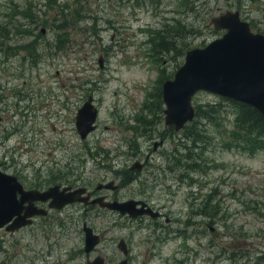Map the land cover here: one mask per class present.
<instances>
[{
  "label": "rangeland",
  "instance_id": "374dc122",
  "mask_svg": "<svg viewBox=\"0 0 264 264\" xmlns=\"http://www.w3.org/2000/svg\"><path fill=\"white\" fill-rule=\"evenodd\" d=\"M237 9L264 33V0H0L2 169L27 187L69 182L92 191L114 180L121 188L102 193L146 199L171 219L134 220L75 202L55 219L1 229L0 264H43L55 241L53 263H82L85 222L101 235L90 254L106 264L125 258L121 238L129 264H264V149L232 142L233 111L222 96L199 91L193 99L224 106L219 126L196 116L176 131L164 113L163 83L189 49L223 35L213 18ZM175 18L185 32L176 51L162 52L153 35L169 25L177 34ZM89 97L98 126L82 139L76 117ZM195 131L205 140L193 142ZM149 155L141 172L131 169Z\"/></svg>",
  "mask_w": 264,
  "mask_h": 264
},
{
  "label": "water",
  "instance_id": "95a60500",
  "mask_svg": "<svg viewBox=\"0 0 264 264\" xmlns=\"http://www.w3.org/2000/svg\"><path fill=\"white\" fill-rule=\"evenodd\" d=\"M211 24L217 30H224L223 35L203 47L189 49L184 63L176 70L173 78L163 83L165 120L167 125L173 126L177 131L196 118L197 107L193 99L199 91L249 104L264 116V33L255 32L250 22L242 19L239 9L222 12L211 20ZM100 64L103 65L102 57ZM98 115L99 109L94 104L93 97H89L76 117L77 130L82 139H87L97 129ZM105 186L115 188L113 182ZM68 189L70 188L61 189V185H54L44 191L25 190L19 178L5 172L0 164V230L5 227L9 231H16L31 224V218L37 214L32 209L34 200L53 198L51 206L62 208L67 204L89 199V196H83L86 188L67 192ZM27 201L30 204L26 213L22 214ZM92 203L119 210L134 218L147 212L157 214L145 201L134 199L120 203L98 197ZM137 204L141 206L138 207ZM83 228L86 234V251L89 252L100 243V236L87 223ZM124 245V240L119 243V247L127 253ZM120 264H128V261L124 259Z\"/></svg>",
  "mask_w": 264,
  "mask_h": 264
},
{
  "label": "trees",
  "instance_id": "16d2710c",
  "mask_svg": "<svg viewBox=\"0 0 264 264\" xmlns=\"http://www.w3.org/2000/svg\"><path fill=\"white\" fill-rule=\"evenodd\" d=\"M189 4L190 3H188V8L194 9V7L192 5L189 6ZM67 21V18H65L64 22ZM173 21L177 24L176 26L178 29H180L177 31V34L173 35L172 32L174 27L169 25L164 29L156 31L153 35L152 41L155 48L162 52L171 53L176 51L179 46L178 41H180L178 37L181 34V31H183V33L185 32V27L183 26L181 19L175 18ZM63 30H66L65 26L63 27ZM189 32L192 33L193 30L189 29ZM224 99L231 104V111H233V119L231 121L232 128L230 131V138L232 142H235L240 146H248L252 149V151L264 149V116L262 113L249 104L226 97H224ZM223 108L224 106L222 104L201 105L197 107L196 116L200 118H207L210 123L219 126L224 121V114L227 115V111ZM193 134L194 136L188 135L192 137L193 142H198L199 138L205 140V134L203 131H195Z\"/></svg>",
  "mask_w": 264,
  "mask_h": 264
},
{
  "label": "flooded vegetation",
  "instance_id": "af4514ba",
  "mask_svg": "<svg viewBox=\"0 0 264 264\" xmlns=\"http://www.w3.org/2000/svg\"><path fill=\"white\" fill-rule=\"evenodd\" d=\"M89 136H90V134H89ZM160 142H162V144ZM160 142H157V141L154 142L153 151H157L161 146H163L165 140H161ZM149 160H150V155L146 158V160L144 162H141V161L138 160L135 163H133L131 169L132 170L137 169L139 172H141L146 167V165L148 164ZM130 177H131L130 180H133L135 178L133 175H131ZM109 182H113V184L115 186L114 189L105 186ZM109 182H106V183L100 182L97 185L96 189L95 190H92V191L90 189H88L87 187H81L80 185H70L69 182H67L69 185H65V184H61V183L56 184V185H61V189H63L64 187H69L70 189H68L67 192H71L72 190H76L78 188H86V191L83 193V196L84 197L85 196H89V199L87 201L86 200H84V201H77L78 203H83L85 205V210L86 211L89 210V209H93L96 206L102 207L99 203H92V200H94V199H96L98 197H103L106 201H118L120 203H123V202H126L128 200L134 199V200H138V201H145L148 204V206H150L153 209L154 213H157V214L154 215V214H152V212H147V213H144V214H142V215L134 218V217H131L129 214H123V213H121L119 210H113V211L118 212L122 216H129L131 219H134V220L143 219L145 217H152V218H156L158 220V219H161V218H164L165 217L167 223H170L171 222L170 217H168L165 213H162L160 210L155 209L149 203V201H147L146 199H137V198L121 199L118 196H114V195L113 196H110L108 193H102L104 191H112V192H115V191H117V190H119L121 188V185L120 184H116V182L114 180H111ZM23 185H24L25 190L38 189V190H41V191L47 190L49 187L52 186L51 185L49 187H42L43 185H39V187L38 186H35V187H30L29 186V187H27L25 184H23ZM53 201H54L53 198H49L48 200H41V199L34 200L32 202V204H33L32 209L35 210V211H37V214H35L31 218L32 219L31 224H29L27 226H24L22 228L24 229V228H28V227H33L36 224H38L40 222V220L46 221L48 218H50V220L52 218L55 219L54 212H59V211L65 209L69 205V204H67V205H65L62 208H55V207H52L51 206L52 203H53ZM74 203H70V204H74ZM29 204H30V202H28V201L24 203L22 214H25L26 213L27 206H29ZM137 205H138V207L141 206V204H137ZM102 208L109 209L107 207H102ZM109 210H111V209H109ZM22 228H20V230ZM91 228L94 230L93 227H91ZM2 229L6 230V231H9L5 227L2 228ZM83 230H84V228H83ZM94 233H96V234H98L100 236V242H101V235L99 233H97L95 230H94ZM85 240H86V234H85ZM123 240L125 242V245L124 246L127 249V253H125L119 247V244H118V247L123 251V253L125 255V258L124 259H126L128 261V264H129V255H130V251L131 250L129 248V245H128L127 241L124 238H121L120 241H119V243L122 242ZM54 245L57 246V242L56 241L54 243H52L50 246L47 245L49 247V248L46 249L48 252H46V253L43 252L41 254V256L43 258V261H44L43 264H62V262H58V261H56L54 263L52 262V260H53L52 259V256H53V251H54ZM98 245L95 246L94 249H96L98 247ZM94 249L88 252V251H86V246H85L84 247V251L86 252L85 253L86 254V257L84 259L85 261H83L82 263H80V260L79 259L73 258L74 259V262L72 264H99V263L106 264L105 258L101 254H97V255H95L93 257L91 256L90 253H92L94 251ZM123 260H121V261H123ZM120 262H119V264H120ZM30 264H38V263L32 261Z\"/></svg>",
  "mask_w": 264,
  "mask_h": 264
},
{
  "label": "bare ground",
  "instance_id": "6f19581e",
  "mask_svg": "<svg viewBox=\"0 0 264 264\" xmlns=\"http://www.w3.org/2000/svg\"><path fill=\"white\" fill-rule=\"evenodd\" d=\"M176 130V129H175ZM177 131V130H176Z\"/></svg>",
  "mask_w": 264,
  "mask_h": 264
}]
</instances>
